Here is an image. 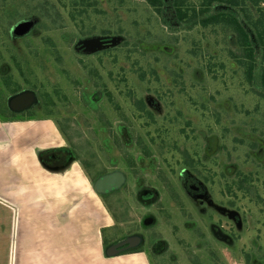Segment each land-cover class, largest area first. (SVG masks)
Here are the masks:
<instances>
[{
  "label": "rangeland",
  "instance_id": "obj_1",
  "mask_svg": "<svg viewBox=\"0 0 264 264\" xmlns=\"http://www.w3.org/2000/svg\"><path fill=\"white\" fill-rule=\"evenodd\" d=\"M40 1L18 0L20 11L17 18L11 19L2 12L4 4L9 5L12 0H0V100L4 102L8 96L9 99L15 96L10 97L16 84L25 83L21 80L24 76L40 95L50 93L55 106L15 117L11 114L13 111L0 103V119L4 123L28 119L50 121L58 137L55 135L48 142L37 139L43 143L41 147L69 146L81 158V163L70 164L64 173L48 170L40 162L37 169L29 172L34 174L36 188L44 191L38 192L43 197L36 201L40 199L39 204L53 208L46 219L60 224L62 234L67 233L68 239L64 240L75 241L83 254H90L85 257L87 264H142L133 257L119 262L103 259L102 236L105 233L109 240L115 238L103 227L116 224L123 232L125 221L132 219L123 220V212L128 211L133 220L139 212L128 186L108 198L97 195L93 190V166H97L95 172L107 169L103 161L107 158L103 149L105 138L115 141L119 137L116 124L123 116L128 123L132 122L131 127L136 129L133 132L141 126L143 137L154 132L144 126L146 123L150 126L148 119L144 118L145 124L139 121L140 115L134 108L129 106L122 110V101L126 100L121 94H130L134 103L137 99L134 95L155 98L158 93L162 95V115H169L168 120L174 122L166 127L173 124L181 129L184 122L190 123L192 130H185L188 133L185 144L192 154L204 147L207 152L212 141L221 147L218 157L213 151L207 153L205 157L210 163L208 165V159H204L203 167L213 177L211 182L216 190L239 199L237 204L243 216L236 213L246 223L242 245L223 249L221 254H226V260L222 264H264V154L260 158L256 155L262 147L264 149L263 54H258L255 80L250 82L244 49L238 44L235 29L223 23L204 27L193 20V10L201 12L206 0H163L167 5L165 9L189 11V18L181 26L177 22L169 23L171 10L164 11L167 12L165 17L162 8L152 7L148 0H48L59 7L51 16L57 20L53 27L42 14L35 12L36 6L42 5ZM260 1L261 13L257 5L246 1L244 8L252 13H247L251 14V20L241 14L243 25L244 18L257 26L259 20H264V0ZM31 16L40 17L42 21L35 36L13 42L12 32L9 35L12 26L20 20L28 21L26 18ZM90 38L116 39V44L92 55L79 53L78 44ZM83 94L87 96L82 97ZM111 95L114 104L120 105V113L115 112L108 101ZM93 100L96 112L87 108ZM110 111L112 117L117 115L110 124L115 128L112 132L105 129L101 134L104 129L97 120L103 124L105 114L109 115ZM161 113L155 119L162 118ZM173 134L179 137L181 132L177 130ZM118 163L122 168L126 166L121 159ZM223 167L228 168L230 174L225 178L221 177ZM229 185H232L230 192ZM24 196L18 198L19 203L25 202ZM51 242L49 246L56 253L59 248L53 240ZM5 248L0 247V262L4 260L5 254L2 256L1 252L4 253ZM42 248L35 245L36 256ZM190 259L185 258L184 264L197 263L196 259L194 263ZM209 260L208 264H216L213 257ZM39 261L34 264H42Z\"/></svg>",
  "mask_w": 264,
  "mask_h": 264
},
{
  "label": "flooded vegetation",
  "instance_id": "obj_2",
  "mask_svg": "<svg viewBox=\"0 0 264 264\" xmlns=\"http://www.w3.org/2000/svg\"><path fill=\"white\" fill-rule=\"evenodd\" d=\"M40 2L42 5L36 6L37 10L35 12L42 14L43 19L50 26H55L57 20L53 19L55 16L53 18L51 16L58 12L59 7L51 5L48 0ZM4 5L5 10L2 13L7 15L8 18H17L20 11L18 0H12L11 4L5 3ZM165 8H167V5L163 4L162 14L165 17L167 16L165 10L172 11L170 13L171 17L168 18L170 24L177 22L178 26L183 25L176 11ZM26 20L28 21L20 20L12 26L9 35L12 32L13 42L35 36L36 31H38L37 28L42 22L40 17L36 16L33 18L32 16L28 17ZM21 21L22 23H31L32 26L24 36H17L14 33ZM78 51L83 54L79 47ZM4 73L6 71L2 72V75H5ZM22 77L21 80L25 83L16 84L14 93L10 97L25 91L30 94L33 93L36 101L31 100V103H26L22 109L19 108L13 111L14 113H11L13 116L31 114L36 110L42 111V108H46V106L54 108V99H51L53 97L50 93L44 92L40 95L38 90L31 86V83H28L29 80H25L24 76ZM121 95L126 100L122 101V110L129 106L134 108L140 115L141 120L139 121L145 124L144 118L148 119L150 126L147 123L144 126L154 132L151 136L143 137L141 134L143 126L137 129L138 131L133 132L136 129L131 127L132 122L128 123L126 117L123 116L122 120L116 124L118 125L116 130L119 132V137L115 141H109L108 137L105 138L106 144L103 149L107 158L103 161L107 164V169L95 172L97 166H93L95 174V176L93 175V185L99 178L104 176L115 175L124 178V182L120 187L102 197L108 198L111 195H116L128 186L132 190V196L130 197L139 212L136 215V220H133L128 211L123 212V220L132 218L125 221L127 223H125L126 226L123 228V232H120V228L116 227V224L104 227L105 232L110 233V236L115 238L109 240V236L104 233L105 236H102L103 255L107 259L143 257L149 264L150 261H153L152 264H184L185 258L187 260L191 258L192 260H190L193 263V259H196V264H208V259L211 260L213 257L216 264H222L226 260V254H221L223 249L225 251L226 248L242 245L246 223L244 218L241 219L236 213L239 212L243 216L242 209H239L237 204L239 199L228 196L226 191L221 193L216 190L212 185L213 181L211 182L213 177L209 176L207 170L203 167L204 159H208V165L210 163V159L205 157L207 153L213 151L218 157L221 147L215 146L214 141H212L210 147H207V152H205L206 148L204 147L192 154L185 144L188 135L185 130H192L190 123L184 122L181 129L180 127L177 129L173 124L166 127L167 124L174 122L168 120L169 115H162L161 113V94L157 93L155 98L134 95L137 98L134 103L131 101L130 94ZM84 96L87 95L83 94L82 97ZM94 100L93 104H87V108L92 112L97 111L96 101ZM8 101L9 96L4 102L0 100V103H3V106L5 105L7 110L10 111ZM108 101L115 107L114 111L120 113L118 111L121 110L120 105L114 104L112 95L108 96ZM160 113L163 117L158 119ZM116 116L114 114V117H112L110 111L109 115L105 114L106 120L103 124L102 121L97 120L100 123V128L104 129L101 134L105 133V129L110 132L113 131L115 127L111 125ZM156 116L158 118L155 119ZM110 119L112 120L110 121ZM177 130L181 132L179 136L181 139L178 136L174 137L173 133ZM119 149L122 150V153ZM263 154L264 149L262 147L256 155L260 158ZM40 156L48 169L56 170L59 173H64L65 170L68 171L69 164L81 163L80 156L69 146L48 149L40 153ZM118 159L125 162L126 166L124 168L120 167ZM227 172L228 168L223 167L221 177L225 178L226 175H230ZM231 186L228 187L229 192L232 190ZM225 196H228L229 199L226 200ZM167 232L169 235H166ZM135 238L141 239L140 245L137 241H133L130 245L134 246L129 251L116 257H108L107 249L111 246ZM130 245L123 248H128ZM123 248H120V250ZM149 257H152V260Z\"/></svg>",
  "mask_w": 264,
  "mask_h": 264
},
{
  "label": "crops",
  "instance_id": "obj_3",
  "mask_svg": "<svg viewBox=\"0 0 264 264\" xmlns=\"http://www.w3.org/2000/svg\"><path fill=\"white\" fill-rule=\"evenodd\" d=\"M55 135L58 137L57 129L45 119L5 123L0 119V247H7L4 253L1 252L5 256L0 264H34L38 259L42 264L88 263L85 257L88 258L90 254L84 255L75 241H67V233L62 234L58 222L52 223L51 219H46L53 208L51 210L49 204H39L40 199L36 201V198L43 197L40 193L38 195L43 190L37 189L34 174H29L39 166V160L35 161L38 153L49 149L47 146L41 147L43 143L37 139L48 142ZM29 162L32 166H29ZM23 195L25 202L19 203L18 198ZM51 231H54L53 236ZM51 240L59 248L56 253L49 246ZM35 245L43 246L37 256L34 252ZM45 245H48L46 249ZM102 256L107 262L123 260L121 257L107 259L103 254ZM133 258L142 264H148L143 257Z\"/></svg>",
  "mask_w": 264,
  "mask_h": 264
},
{
  "label": "trees",
  "instance_id": "obj_4",
  "mask_svg": "<svg viewBox=\"0 0 264 264\" xmlns=\"http://www.w3.org/2000/svg\"><path fill=\"white\" fill-rule=\"evenodd\" d=\"M246 1H252L254 5L258 6L259 13L262 12L260 6L262 2L260 0H206V3L204 2L201 6V12L197 13L196 9L193 10V20L199 21L204 27L223 23L235 29L239 35L238 44L244 49L246 60L244 64L248 68V79L253 82L255 80V64H258V54L262 53L264 57V20H259L258 26L253 21L251 23L246 21V19L251 20V14L247 13H252L251 10H245ZM148 2L154 8H162L163 4H165L162 0H148ZM188 12L183 11L182 8H176V14L182 22L189 18ZM241 14L246 18H244V25ZM252 25L253 29H251ZM189 26L192 27L194 25L189 24ZM262 80H264V76Z\"/></svg>",
  "mask_w": 264,
  "mask_h": 264
},
{
  "label": "water",
  "instance_id": "obj_5",
  "mask_svg": "<svg viewBox=\"0 0 264 264\" xmlns=\"http://www.w3.org/2000/svg\"><path fill=\"white\" fill-rule=\"evenodd\" d=\"M30 26H32L31 23H21L17 26L15 34L17 36H24L29 30ZM116 44V39L111 40H105L103 38H90L85 41H81L78 46L79 50L83 51L84 54L92 55L98 52H101L103 50H106L113 45ZM34 94H30L28 92H22L20 94H17L13 97H11L8 101V106L10 110L15 111L17 109H22L26 103H31V100L36 101V97ZM38 159L42 167H46L45 164L42 162L40 153H38ZM70 165V164H69ZM47 168V167H46ZM49 170V169H48ZM124 182V178L122 176H104L99 178L95 184L93 185V190L96 192L97 195L104 196L108 192L120 187L122 183ZM133 241H137V243L141 244L140 238L135 239H129L125 242H121L117 245L111 246L109 249H107V255L108 257L113 256H119L120 254L127 252L132 248L134 245H130ZM126 245H130L128 248H123ZM120 248H123L120 250ZM118 250V251H116Z\"/></svg>",
  "mask_w": 264,
  "mask_h": 264
}]
</instances>
